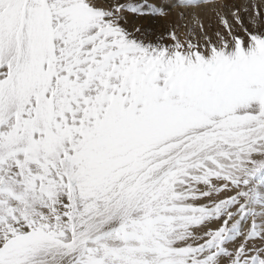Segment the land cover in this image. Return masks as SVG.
Segmentation results:
<instances>
[{
	"label": "snow or ice",
	"instance_id": "snow-or-ice-1",
	"mask_svg": "<svg viewBox=\"0 0 264 264\" xmlns=\"http://www.w3.org/2000/svg\"><path fill=\"white\" fill-rule=\"evenodd\" d=\"M215 3L0 0V264H264V0Z\"/></svg>",
	"mask_w": 264,
	"mask_h": 264
},
{
	"label": "rangeland",
	"instance_id": "rangeland-1",
	"mask_svg": "<svg viewBox=\"0 0 264 264\" xmlns=\"http://www.w3.org/2000/svg\"><path fill=\"white\" fill-rule=\"evenodd\" d=\"M215 2L216 3L212 6V9L219 10L220 3L227 2L229 4H233V3L238 4L243 2V0H215ZM210 16H211V12H210ZM132 22L137 24H147L148 26L153 28L157 33L165 31L170 24L175 23V21L170 19L169 16L164 19H158L153 21L133 20Z\"/></svg>",
	"mask_w": 264,
	"mask_h": 264
},
{
	"label": "bare ground",
	"instance_id": "bare-ground-1",
	"mask_svg": "<svg viewBox=\"0 0 264 264\" xmlns=\"http://www.w3.org/2000/svg\"><path fill=\"white\" fill-rule=\"evenodd\" d=\"M212 5H209V6H206L205 8L201 9V10H193V11H199L201 12V14L205 17H209L210 16V9H212ZM176 16H177V10L176 9H173L172 10V13L169 15V18L172 19V20H176Z\"/></svg>",
	"mask_w": 264,
	"mask_h": 264
}]
</instances>
